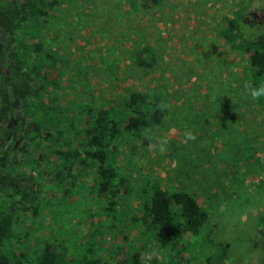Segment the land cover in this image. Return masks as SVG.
Here are the masks:
<instances>
[{"label": "rangeland", "instance_id": "rangeland-1", "mask_svg": "<svg viewBox=\"0 0 264 264\" xmlns=\"http://www.w3.org/2000/svg\"><path fill=\"white\" fill-rule=\"evenodd\" d=\"M258 9L264 0H165L147 11L120 0H86L56 11L43 38L62 59L58 95L70 121L86 104L113 107L132 93L156 98L168 113L153 130L117 140L112 156L131 192L120 200L115 221L103 214L96 190L85 196L83 189L69 196L45 191L49 203L43 200L39 216L16 213L9 248L33 254L48 239L74 250L73 239L83 244L86 233L98 229L106 257L122 254L121 245L142 249L150 263L171 264V252L133 220L147 183L159 182L190 192L210 215L207 232L181 240L172 253L177 264H264L257 231L264 214V144L253 140L264 139L257 135L264 134V115L245 89L249 60L217 27L226 16L242 20ZM144 45L157 59L150 70L135 63ZM186 129L195 132V142H183Z\"/></svg>", "mask_w": 264, "mask_h": 264}, {"label": "trees", "instance_id": "trees-1", "mask_svg": "<svg viewBox=\"0 0 264 264\" xmlns=\"http://www.w3.org/2000/svg\"><path fill=\"white\" fill-rule=\"evenodd\" d=\"M64 2L77 0H24L19 6L16 1L0 0V18L7 12L15 14L5 27L16 39L3 44L1 51L10 52L14 58L3 60L5 65L0 71V264H154L146 260L140 248L128 252L127 247L119 245L122 254L102 255L98 229L87 232L83 244L73 239L74 250L61 244V248L56 247V242L48 239L33 254L9 248L19 221L16 213L28 211L33 217L39 216L43 200L49 203L45 191L69 196L83 189L85 196L86 190H96L103 214L115 221L120 200L131 192L127 178L119 177L112 156L118 150L117 140L123 134L137 136L153 130L168 113L156 98L132 93L113 107L86 104L76 119L69 120L58 95L62 59L57 52L46 49L42 35ZM129 2L138 10H146L163 0ZM244 23L240 18L226 16L217 21L218 33L233 50L247 57L249 81L259 85L264 83V27L253 33ZM134 56L135 63L145 70L156 65L149 45L139 48ZM257 102L264 115V98ZM18 116L20 127L27 121L23 138L17 147L10 144L6 148ZM262 133L257 135L264 136ZM253 140L264 144V139ZM147 185L149 188L143 189L146 198L133 220L158 248L170 251L171 264H177L172 253L178 245L183 246L181 240L207 232L209 212L186 190H170L159 182ZM54 198L57 200V196ZM96 215L91 212L92 220ZM257 231L264 238V214L259 217ZM227 246L222 249L225 251Z\"/></svg>", "mask_w": 264, "mask_h": 264}, {"label": "flooded vegetation", "instance_id": "flooded-vegetation-1", "mask_svg": "<svg viewBox=\"0 0 264 264\" xmlns=\"http://www.w3.org/2000/svg\"><path fill=\"white\" fill-rule=\"evenodd\" d=\"M10 1H16L17 6H19L20 2H23L24 0H10ZM86 0H77V3H83ZM122 2H124V4L126 5V7L128 6L129 8H131V4L129 2V0H120ZM165 0H163V2L161 3L163 5ZM67 4H71V3H61L60 7L57 11H60L65 5ZM159 4V5H161ZM158 6V5H157ZM143 10V9H142ZM149 9H146V11ZM17 16V14H16ZM15 17V14H11L10 12H7L1 15L0 18V71L1 68L4 67V61L3 60H10L12 58H14V55H11L10 52L7 53H2L1 51L4 49L3 44L9 43V42H13V39H15V36L12 37V35L9 33V31L7 30V28L5 27L6 25L9 24L10 20H13ZM244 22H249L251 24H256L258 29H261L262 27H264V10L263 9H258L255 11H250L248 12L247 15H245L242 19ZM43 35V34H42ZM16 40V39H15ZM255 102L259 105V102H257L255 100ZM21 120V116H18L15 121H14V126L13 129L10 133V135L7 138L6 141V148H9L10 144H15V147H17L20 144L21 139L23 138V132L25 131L26 125H27V121L24 120L22 123V126L20 127L19 125V121Z\"/></svg>", "mask_w": 264, "mask_h": 264}, {"label": "clouds", "instance_id": "clouds-1", "mask_svg": "<svg viewBox=\"0 0 264 264\" xmlns=\"http://www.w3.org/2000/svg\"><path fill=\"white\" fill-rule=\"evenodd\" d=\"M245 89L247 91L248 96H250L252 100L258 101L261 98H264V83L257 85L254 81H246ZM196 140L197 136L195 132L190 129H186L184 132L183 142H195Z\"/></svg>", "mask_w": 264, "mask_h": 264}]
</instances>
